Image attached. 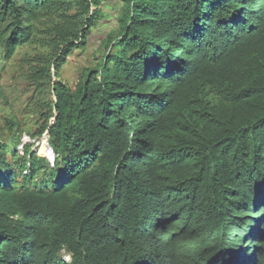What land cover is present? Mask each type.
I'll list each match as a JSON object with an SVG mask.
<instances>
[{
    "label": "trees",
    "instance_id": "1",
    "mask_svg": "<svg viewBox=\"0 0 264 264\" xmlns=\"http://www.w3.org/2000/svg\"><path fill=\"white\" fill-rule=\"evenodd\" d=\"M106 2L0 0V264H264V0Z\"/></svg>",
    "mask_w": 264,
    "mask_h": 264
},
{
    "label": "rangeland",
    "instance_id": "2",
    "mask_svg": "<svg viewBox=\"0 0 264 264\" xmlns=\"http://www.w3.org/2000/svg\"><path fill=\"white\" fill-rule=\"evenodd\" d=\"M119 6L118 0H107L106 4L104 5V11L106 13V17L103 21H101L96 28L93 29L91 35L89 36V44L91 46L90 51L97 50L98 47L101 45V41L106 37V34L109 33L116 27L115 17H116V8ZM103 52V50H102ZM101 57V54L98 55ZM83 58L82 56L78 57L76 55L69 57L68 60L64 63L60 78H55V81L62 79L68 83L72 81L74 77V72L76 67H78L79 62ZM5 90L8 96H11L14 91V86L8 85L5 81ZM21 144L17 145L15 150L18 151L20 154L22 153V145L25 143L32 144V151L39 152L43 157L46 158V154H44V145L45 139L42 137L39 141L36 138H31L27 133L21 135L20 138ZM47 159V158H46ZM48 160V159H47ZM51 166V162H50ZM69 258L66 256L64 257V261H68Z\"/></svg>",
    "mask_w": 264,
    "mask_h": 264
},
{
    "label": "clouds",
    "instance_id": "3",
    "mask_svg": "<svg viewBox=\"0 0 264 264\" xmlns=\"http://www.w3.org/2000/svg\"><path fill=\"white\" fill-rule=\"evenodd\" d=\"M53 153H54V152H53ZM53 153H52L51 156H50V155H46V158L48 159L49 162H51V164H52L53 161H54V154H53ZM66 256L70 259L69 254H66V253L63 255V259H64V257H66Z\"/></svg>",
    "mask_w": 264,
    "mask_h": 264
},
{
    "label": "bare ground",
    "instance_id": "4",
    "mask_svg": "<svg viewBox=\"0 0 264 264\" xmlns=\"http://www.w3.org/2000/svg\"><path fill=\"white\" fill-rule=\"evenodd\" d=\"M144 105V104H143ZM28 121V120H27ZM44 154L47 155V153H49V155L51 156L52 155V152L50 151L49 147L46 145V142H45V145H44ZM6 193V192H5ZM170 197V196H169ZM24 199V198H23ZM162 199V198H161ZM32 200V199H31ZM166 202V201H165ZM10 203V202H9ZM5 205V204H4ZM7 206V205H6ZM10 209V208H9ZM195 214V213H194ZM181 224V223H180ZM196 224V223H195ZM190 229V228H189Z\"/></svg>",
    "mask_w": 264,
    "mask_h": 264
},
{
    "label": "water",
    "instance_id": "5",
    "mask_svg": "<svg viewBox=\"0 0 264 264\" xmlns=\"http://www.w3.org/2000/svg\"><path fill=\"white\" fill-rule=\"evenodd\" d=\"M45 139V142H46V145L49 147L50 151L53 153V150L51 149V147L48 145L47 141H46V138L44 137ZM54 154V153H53ZM47 155H49V153H47Z\"/></svg>",
    "mask_w": 264,
    "mask_h": 264
}]
</instances>
